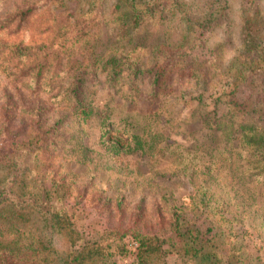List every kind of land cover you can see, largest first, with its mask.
<instances>
[{"label":"trees","instance_id":"trees-1","mask_svg":"<svg viewBox=\"0 0 264 264\" xmlns=\"http://www.w3.org/2000/svg\"><path fill=\"white\" fill-rule=\"evenodd\" d=\"M13 1L12 6L0 2V34L19 32L29 16L41 11L54 14L56 9L65 7L67 0ZM101 1L93 0L92 4ZM135 1V6L139 3L136 10L129 18L124 17L125 21L121 18L119 44L109 56L98 55L95 44H88L92 18L89 21L75 14H67L69 28L57 30L47 43L29 45L22 41L8 49L0 46V135L25 138L28 143V147L10 153L9 157L0 154V165L3 160L9 164L0 181V219L16 228L14 219L25 216L20 213L33 212L48 227L63 231L71 250L63 258L56 254L55 259L61 264H104L117 235L126 236L127 228L133 229L130 234L138 244L136 257L142 264L150 256L160 259L166 254L185 258L192 264H222L218 253L202 252L201 232L184 225L182 210L171 203L168 189L154 180L168 174L182 175L193 191L188 201L190 211L205 216L209 227L223 230L247 222L251 230L262 236L264 245V111L263 117L254 119L240 115V104L235 100L205 102L203 106L210 109L197 119L195 126L184 130L177 122L181 113L172 112L177 97L171 95L187 91L188 88L178 90L175 81L193 74L175 64L176 57L171 54L165 58L163 54V61H159L155 42L143 38L135 41L127 31L128 23L138 25L146 17L167 18L180 7V0ZM210 2L222 12L228 7L225 0ZM244 42L243 65L253 75L260 62L264 64V57L258 53L250 32ZM101 62V73L117 85L125 100L133 101L137 96L153 100L165 93V104L141 111L138 119L122 117L123 127L114 128L109 104L97 107L89 98L92 92L89 93L88 77L96 74L93 64ZM166 65H172L176 73ZM235 89L231 88L230 93ZM256 95L261 96L264 107V89L260 88ZM68 101L70 122L66 123L60 111ZM90 121L101 132L103 151H90L77 143L78 134L71 124ZM197 131L202 132L201 138ZM70 149H76L75 159L93 169L99 161L106 165L104 158L112 160L119 154L145 156L153 171L148 173L151 177L146 183L159 187L156 192L163 193L150 204H145L144 199L130 203L124 196L105 195L104 190L93 187V181L79 185L71 179L76 184L78 200L88 197L95 211L111 223L106 236L85 240L72 226L67 209L57 196L58 187L70 179L56 163L66 160L64 156ZM36 162L42 163L43 174L53 180L52 191L38 194L18 189L19 184H24L26 171ZM259 218L262 231L249 225ZM3 223L0 221V225ZM7 233L9 228H0V253L4 255L13 253V241L4 238ZM33 239L37 241L34 236ZM39 249L46 250L44 246Z\"/></svg>","mask_w":264,"mask_h":264},{"label":"rangeland","instance_id":"rangeland-1","mask_svg":"<svg viewBox=\"0 0 264 264\" xmlns=\"http://www.w3.org/2000/svg\"><path fill=\"white\" fill-rule=\"evenodd\" d=\"M225 1L228 7L222 12L219 6H213L210 0H180V7L165 19L146 17L141 19L138 25L128 23L127 26L128 34L134 36L135 41L143 38L147 42H155V54L159 61H163V54L164 58L171 54L176 57L175 64L184 66L185 70L193 74L192 77L186 76L184 80L175 81L178 90L188 88L187 91L171 95L177 97L172 112L181 113L177 122L186 131L195 126L197 119L210 109V106L204 107L203 104L214 100L220 102L235 100L240 104V115L254 119L259 115L263 117L262 98L256 95V91L264 89V64L260 62L257 73L253 75L243 64L246 60L244 38L249 32L258 53L264 57V0ZM0 2L6 6H12L14 3L13 0ZM92 2L93 0H67L65 7L56 9L54 14L41 11L29 16L19 32L0 34V46L8 49L22 41L29 45L47 43L57 30L69 28L67 14H75L89 21L92 18L88 28V44H95V52L98 55L109 56L114 53V46L119 44L121 18L123 20L124 17L129 18L139 3L135 6L134 0H103L97 4ZM173 9L172 6L171 10ZM83 47L84 44L81 45L82 51ZM101 64L102 62L94 63L96 74L88 77L89 93L92 92L89 98L97 107L109 104L113 111L111 122L114 128L123 127L122 117L134 116L138 119L141 111L165 104L164 97L167 95L165 93H160L153 100L139 96L133 101L125 100L121 97V90L117 91V85L111 83L101 73ZM167 67L172 69V65ZM173 72L176 73V70ZM239 75L243 77H238ZM183 83L185 84L182 85ZM233 87L236 89L234 93H230ZM47 96L45 94L44 98ZM64 104L60 117H65V122L69 123L70 102ZM71 126L78 134L77 143H82L90 151L104 150L101 146V132L93 121L72 123ZM196 135L201 138L202 132L197 131ZM26 147L28 143L25 138L0 135V154L5 158L6 155L9 157L10 153ZM75 150L70 149L67 156H64L66 160L59 159L56 163L60 164L61 173L67 174L70 179L68 183L58 187L57 196L66 207L72 226L85 240L106 236L107 231L111 229V223L106 216L95 211L88 197L78 200L75 187L77 183L81 185L93 181V187L104 190L105 195L112 198L124 196L130 203L144 199L145 204H150L163 193L156 192L159 187L146 183L147 178L151 177L148 173L153 171L145 156L123 153L112 160L104 158L106 165L99 161L98 167L93 169L92 166H86L74 158ZM8 168V162L3 160L0 165V181ZM29 168L23 179L24 184H19L20 191L33 190L34 193L43 194L53 190V180L46 176L47 174H43L42 163L36 162ZM71 179L72 182L76 181V184H72ZM154 182L168 189L166 194L170 197L171 203L183 212L186 219L184 225L196 227L194 229L201 232L203 253L213 250L218 253L222 264H264L262 236L254 229L251 230L247 222L235 224L233 228L227 230L209 227L205 216L190 211L188 201L193 191L182 175L168 174L156 177ZM20 214L25 216L22 219H14L16 228L0 219L4 222L0 228H9V233L5 234L4 238L13 241V245L10 246L13 253L8 252L6 255L0 253V264H61L56 261V254L63 258L71 250L65 233L57 228L48 227L44 224L43 218L33 212ZM261 222L259 218L250 221L249 225L262 231L258 225ZM186 229L191 228H182ZM16 230L19 231L15 232ZM127 230L129 233L126 236L117 235L104 264H142L136 257L138 244L130 234L133 229ZM41 244L46 248L45 251L39 249L43 247ZM28 245L32 248L29 249ZM42 251L43 254H40ZM145 261H147L145 264H192L185 258H176L169 254L160 259L150 256Z\"/></svg>","mask_w":264,"mask_h":264}]
</instances>
